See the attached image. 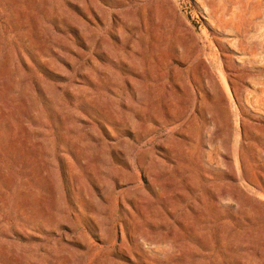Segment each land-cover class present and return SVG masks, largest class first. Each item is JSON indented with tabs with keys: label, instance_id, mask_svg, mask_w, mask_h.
<instances>
[{
	"label": "rangeland",
	"instance_id": "374dc122",
	"mask_svg": "<svg viewBox=\"0 0 264 264\" xmlns=\"http://www.w3.org/2000/svg\"><path fill=\"white\" fill-rule=\"evenodd\" d=\"M194 80L204 100L184 113ZM151 153L172 180L194 167L197 195L240 187H226L224 217L197 201L185 227H146L142 252L121 195L146 187ZM0 264H264V0H0Z\"/></svg>",
	"mask_w": 264,
	"mask_h": 264
},
{
	"label": "bare ground",
	"instance_id": "6f19581e",
	"mask_svg": "<svg viewBox=\"0 0 264 264\" xmlns=\"http://www.w3.org/2000/svg\"><path fill=\"white\" fill-rule=\"evenodd\" d=\"M129 3H131L129 1ZM131 5V4H130ZM124 7L123 3L121 1H118L117 7ZM120 9V8H119ZM142 12V11H141ZM144 13V12H143ZM142 17V16H141ZM117 22L122 21L119 14L116 15ZM144 18V17H143ZM145 20V19H144ZM142 22V21H141ZM144 22V21H143ZM145 23V22H144ZM140 26V25H139ZM142 28V27H141ZM143 32V31H142ZM133 38L139 39V33L134 32ZM143 36V35H142ZM141 36V37H142ZM147 36V35H146ZM133 42H137L134 40ZM147 42V41H146ZM140 43V41H139ZM148 43V42H147ZM146 44V43H145ZM150 63V62H149ZM153 64V63H152ZM163 67V66H162ZM159 68V67H158ZM170 68V67H169ZM162 70V69H161ZM168 70V69H167ZM159 71V70H158ZM170 73V72H169ZM160 75V74H159ZM155 78V77H154ZM156 80V79H155ZM175 81V80H174ZM178 82V81H177ZM91 83V82H90ZM133 84V82L131 81ZM163 83V82H162ZM174 83V82H173ZM187 84V83H186ZM189 86H193L195 89L197 88L201 92L197 91L194 95V103H184L183 110L184 113H187L192 109V107L200 108L202 100H204L202 89L204 84L201 80H194L188 83ZM105 87H107V83L103 84ZM178 85V83H177ZM166 87V86H165ZM168 87V86H167ZM171 87V86H170ZM133 89V88H132ZM166 89V88H165ZM196 89V90H197ZM163 90V89H162ZM170 90V89H169ZM176 91V90H175ZM174 90L173 92L176 93ZM179 92V91H178ZM165 101V100H164ZM159 102V101H158ZM163 103V102H162ZM167 103V102H166ZM155 104V103H154ZM166 106H168L166 104ZM169 107V106H168ZM170 108V107H169ZM181 110V109H180ZM171 113V111H170ZM201 119L199 116H197L195 119L198 121V138H197V146L202 145L205 143L204 140V128L208 121V117L202 113ZM109 118L111 122H114V119L110 116H106ZM175 119V118H172ZM185 125V124H184ZM228 129V128H227ZM228 134V132H227ZM193 138V137H192ZM187 144V143H186ZM199 147V146H198ZM201 149V148H200ZM203 150V149H202ZM78 153V151H77ZM207 155V154H206ZM215 155V149L211 148V151L207 155V158L209 159V163L213 164V159ZM204 158L205 154L204 152H200L197 159L195 160L194 165L200 167L201 173L205 171V165H204ZM227 159V158H226ZM230 158V156L228 157ZM79 163H82L81 161V152L78 156ZM215 162L216 165H220L224 168L225 171L229 172L232 175V179L234 181H242L244 177L242 176L240 172V168L237 166L235 167L233 162L230 160H219ZM238 161V160H237ZM159 163V164H158ZM158 164V165H157ZM161 164V165H160ZM185 164V163H184ZM207 164V163H206ZM210 164V165H211ZM214 164V165H215ZM165 165L164 168L162 166ZM239 165V164H238ZM81 166V165H80ZM82 167V166H81ZM138 167L143 172V176L146 179V187L140 186V184H136L137 186L130 188L122 193L121 200H122V206L124 211V220H125V226L126 231L129 235L131 245L134 249L142 251V247L140 244V238L144 237V240L148 238V231L145 229L146 227H149L153 230H156L157 227H161L167 231H173L176 230L175 224L171 221L174 220L175 223L178 224L180 228L185 227L182 218H181V212L186 211L185 209L187 207L190 208L191 212L193 214H198V208L196 207V202L200 201L203 205L206 202H209V205L211 206L212 210L222 213L223 210H221V205L227 200L228 192L226 187H230L231 185L235 186L236 188L240 187V184H233L231 182H226V180L222 179L218 183V189L215 191L216 183L212 184H201V187L208 189V193H205V191L202 194L197 195L198 188H196L192 182L190 181L191 175H188L187 173H191L194 170V167L187 165L185 166V171H179L178 175L172 180L167 177L168 175V169L170 170V166H167L164 162H160L157 159L154 158L153 153L151 154H145L143 157L138 159ZM161 167V168H160ZM130 167L128 166V169ZM131 169V168H130ZM211 171V170H210ZM84 172H87L86 169ZM252 172V171H251ZM207 173V172H206ZM212 174V173H211ZM137 175V174H136ZM124 177H128L130 180H137V177L134 175V173L128 172L125 170V173L123 175ZM205 181L209 180V177L202 174ZM237 182V181H236ZM238 183V182H237ZM195 184V183H194ZM121 185V184H120ZM132 187V186H131ZM242 189V188H241ZM239 191V189H238ZM191 196H194L195 202L191 201ZM241 197V196H240ZM126 200L129 201L132 205V207H129L126 203ZM239 200V199H238ZM207 204V203H206ZM186 205V206H184ZM121 206V207H122ZM205 206V205H204ZM206 207V206H205ZM226 207V206H225ZM210 208V209H211ZM201 209V208H200ZM202 210V209H201ZM208 210V208H207ZM210 211V210H209ZM203 213V211H202ZM209 213V212H208ZM213 213V212H212ZM197 215L198 220H202V216ZM224 217V215H223ZM188 218V217H187ZM196 219V220H197ZM218 219V218H217ZM216 219V220H217ZM223 219V218H222ZM189 219H187L188 222ZM192 220V219H191ZM190 220V221H191ZM207 220V217H206ZM205 220V221H206ZM211 220V218H210ZM186 221V220H185ZM214 221V220H213ZM136 223V224H135ZM191 223H189V226ZM196 224V222L194 223ZM200 225V223H198ZM223 224V223H222ZM138 232L137 231V227ZM207 225V224H206ZM205 225V227H206ZM215 225V224H214ZM213 225V227H214ZM124 226V225H123ZM204 225H202L203 227ZM226 227V225H224ZM212 227V226H211ZM212 227V228H213ZM124 228V227H123ZM189 228V227H188ZM211 228V229H212ZM122 229V225H121ZM159 229V228H158ZM185 229V228H184ZM187 229V227H186ZM185 232L180 234L176 239L179 242H182L186 235L188 234L189 229ZM220 229V228H219ZM195 230V229H194ZM197 230V228H196ZM213 230V229H212ZM211 230V231H212ZM191 231V230H190ZM226 231V230H225ZM170 233V234H171ZM197 233V232H196ZM137 234V235H136ZM195 234V233H194ZM198 234V233H197ZM224 231L220 230L219 237L220 241L224 239ZM122 235L125 240V231L122 229ZM136 235V236H135ZM192 233L188 235V237H192ZM203 235V233H202ZM204 236V235H203ZM196 239V238H195ZM199 239V238H198ZM199 241V240H198ZM197 241V242H198ZM142 242V241H141ZM159 242V241H158ZM172 242V241H170ZM169 242V243H170ZM202 242V241H201ZM220 242V243H221ZM224 242V241H223ZM154 243V242H153ZM156 243V242H155ZM163 243V242H162ZM175 243V241H174ZM203 243V242H202ZM225 243V242H224ZM223 243V244H224ZM201 244V243H200ZM204 244V243H203ZM208 244V243H207ZM228 243H226L227 245ZM152 245V242H151ZM154 245V244H153ZM158 245V244H157ZM175 245V244H173ZM210 245V244H209ZM214 246V245H213ZM216 246V245H215ZM173 247V246H172ZM178 247V246H176ZM210 247V246H209ZM219 247V246H218ZM216 248V247H214ZM223 248V247H222ZM225 248V246H224ZM178 248H176L177 250ZM212 249V248H211ZM175 250V249H174ZM173 250V252H174ZM204 250V249H203ZM226 250V249H225ZM180 251V250H179ZM214 251V250H213ZM217 251V250H216ZM223 251V249H222ZM143 252V251H142ZM176 252V251H175ZM187 252V250H186ZM194 252V251H193ZM207 252V251H206ZM211 252V251H209ZM221 252V251H220ZM219 252V254H220ZM227 252V251H226ZM185 253V252H184ZM188 253V252H187ZM195 253V252H194ZM200 253V252H199ZM223 253V252H222ZM172 254V253H171ZM183 254V253H182ZM181 254V255H182ZM213 254V253H212ZM211 254V255H212ZM226 256V253H224ZM176 255V254H175ZM201 255V254H200ZM205 255V254H204ZM210 255V256H211ZM222 255V254H221ZM174 256V255H173ZM214 256V255H213ZM220 256V255H219ZM217 256V257H219ZM224 256V255H223ZM222 256V258H223ZM224 256V257H225ZM179 257V254H178ZM183 257V256H182Z\"/></svg>",
	"mask_w": 264,
	"mask_h": 264
}]
</instances>
